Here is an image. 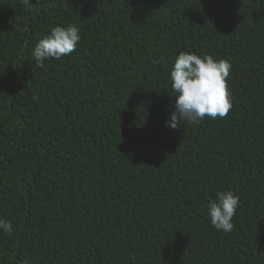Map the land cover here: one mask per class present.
Returning <instances> with one entry per match:
<instances>
[{
	"label": "trees",
	"instance_id": "1",
	"mask_svg": "<svg viewBox=\"0 0 264 264\" xmlns=\"http://www.w3.org/2000/svg\"><path fill=\"white\" fill-rule=\"evenodd\" d=\"M31 3L0 0V264H264V0ZM56 26L81 40L38 68ZM181 52L231 64L224 118L166 126Z\"/></svg>",
	"mask_w": 264,
	"mask_h": 264
},
{
	"label": "clouds",
	"instance_id": "2",
	"mask_svg": "<svg viewBox=\"0 0 264 264\" xmlns=\"http://www.w3.org/2000/svg\"><path fill=\"white\" fill-rule=\"evenodd\" d=\"M30 6L31 0H20ZM81 40L76 26L54 27L50 34L41 39L33 48L32 56L36 67H44L49 58L61 59L73 53ZM231 64L226 60H215L211 55L198 56L181 52L170 71L171 88L175 95L174 110L165 122L167 127L178 128L181 121L197 124L205 117L224 118L232 107L227 79ZM240 199L232 191L216 193V199H209L207 215L211 225L218 231L229 233ZM13 225L0 218V231L11 235Z\"/></svg>",
	"mask_w": 264,
	"mask_h": 264
}]
</instances>
